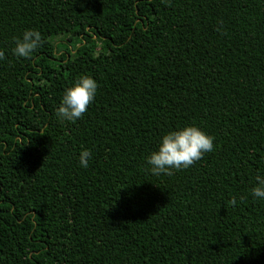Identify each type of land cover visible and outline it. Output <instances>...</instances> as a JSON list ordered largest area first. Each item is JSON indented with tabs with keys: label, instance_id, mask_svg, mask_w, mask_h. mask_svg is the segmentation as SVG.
Wrapping results in <instances>:
<instances>
[{
	"label": "trees",
	"instance_id": "trees-1",
	"mask_svg": "<svg viewBox=\"0 0 264 264\" xmlns=\"http://www.w3.org/2000/svg\"><path fill=\"white\" fill-rule=\"evenodd\" d=\"M0 52V264H264V0H0ZM84 75L97 94L61 122ZM187 125L214 151L152 175Z\"/></svg>",
	"mask_w": 264,
	"mask_h": 264
},
{
	"label": "clouds",
	"instance_id": "clouds-1",
	"mask_svg": "<svg viewBox=\"0 0 264 264\" xmlns=\"http://www.w3.org/2000/svg\"><path fill=\"white\" fill-rule=\"evenodd\" d=\"M41 34L35 29H25L21 36L14 37L13 54L18 58L30 59L41 46ZM4 53L0 52V60ZM98 90V82L90 76H80L70 87L64 90L55 115L61 122H73L80 119L93 102ZM214 138L196 125L179 127L169 131L160 139L157 149L146 157L148 170L152 175L172 174L173 170L188 168L200 160L204 154L214 151ZM92 154L82 150L79 154V165L88 167ZM255 183L251 195L264 201V174L254 177ZM230 203L235 205L236 198Z\"/></svg>",
	"mask_w": 264,
	"mask_h": 264
}]
</instances>
